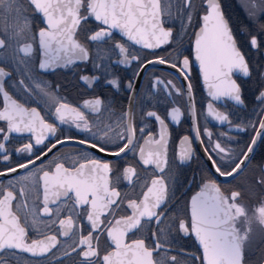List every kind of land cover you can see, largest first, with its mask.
Masks as SVG:
<instances>
[{
    "label": "snow or ice",
    "instance_id": "snow-or-ice-1",
    "mask_svg": "<svg viewBox=\"0 0 264 264\" xmlns=\"http://www.w3.org/2000/svg\"><path fill=\"white\" fill-rule=\"evenodd\" d=\"M204 4L202 25L195 34V61L213 101L224 98L242 105V89L233 74L250 77L253 67L241 51L219 0H204ZM29 10L33 15L28 14ZM193 13L194 0H0V97L3 99L0 122H4L0 126V162L11 159L5 143L10 141L11 134H30L28 142L14 149L16 153L26 154L27 159L0 170V177L25 170L6 186L0 184V264H7L5 253L16 255L9 250L48 259L50 264H64L73 256L77 264H178V255H169L174 231L185 236L194 234L202 248V257L192 258L201 264H250L247 251L252 247V225L258 223L264 232V200L249 215L241 203L245 199V185L241 183L225 191L215 174L231 178L225 183L244 175L257 140L264 139V108L260 111L261 118L250 125L255 135L239 155L220 139L213 140L207 128L201 130L196 126L197 139L207 136L212 145L211 149L205 147L204 152L214 173L201 178L202 187L190 201L189 221L171 215L168 207L172 177L166 120L170 117L179 124L182 112L173 107L162 117L152 110L155 104L149 107L157 91L168 96L172 95L169 89L178 95L183 92L172 80L160 77H153L149 92L143 96L136 90L135 81L148 64H167L182 73L185 80L190 79L192 62L179 49L175 50V60L156 57L144 61L134 54L132 46L158 49L180 41L193 23ZM36 15L41 17L43 26L34 30ZM91 21L95 22L94 26H89ZM176 24L179 31H174ZM114 30L126 41H117ZM260 35H264V25H260ZM247 43L257 51L264 48V40L258 35H250ZM115 50L120 58L114 63L131 67L136 62V70L125 85L129 92L128 106L114 123L111 121L116 114L112 106L100 97L84 101L83 107L97 114L90 121L79 107L54 99L47 82L40 79L48 71L67 68L77 61L91 63L102 75L109 73ZM255 70L261 81L256 99L264 105V71ZM100 79L99 75L80 76L89 87ZM105 83L120 88L118 77L106 79ZM159 85L163 88L158 89ZM191 90L189 83V111L194 112ZM37 96L47 97L46 103L51 100L56 104L51 122L37 107L30 106L29 102ZM138 109L142 121L154 118L159 124L158 134L146 131V124L137 127ZM207 109L209 116L232 126L229 115L218 111L211 102ZM105 119L109 122L104 123ZM59 125L73 126L87 136L61 138L57 134ZM235 127L244 130L239 124ZM66 143L121 159L129 153L135 156L138 151L137 163L144 169L151 166L153 174L141 179L132 164L119 172L117 181H127L134 191L140 188V196L132 198L118 191L111 179V162L87 153L70 164L61 159L46 167L43 157ZM200 143L204 144L203 139ZM181 144L184 147L179 161L183 163L192 159L194 150L189 136H184ZM37 161L41 164L37 165ZM33 168H38V173H33ZM260 171L255 185L264 188V167ZM30 176H36L37 182L28 183ZM33 189L37 192L35 199L31 197ZM146 226L151 231L147 237ZM30 230L36 238L29 237ZM58 237L68 238L71 243ZM259 259L264 260V249L260 250Z\"/></svg>",
    "mask_w": 264,
    "mask_h": 264
},
{
    "label": "flooded vegetation",
    "instance_id": "flooded-vegetation-1",
    "mask_svg": "<svg viewBox=\"0 0 264 264\" xmlns=\"http://www.w3.org/2000/svg\"><path fill=\"white\" fill-rule=\"evenodd\" d=\"M231 0H219L221 8L225 18L228 20L232 29L233 35L236 38L238 45L241 47V51L245 54L246 59L253 67V71L250 77H243L242 75H234L233 78L240 84L242 92V99L244 104L237 105L234 101L226 100L222 98L219 101H213L203 86L201 85L197 69L192 62L191 45L194 33L200 24V16L204 13V0H194V13L193 23L187 30L186 34H182V39L177 42H173L169 45H164L158 49H142L141 46L133 45L132 50L134 54L139 55L141 60H155L156 57H163L169 60H175L176 49H179L183 55L189 57L191 67L189 70L190 79L185 80L182 73L176 69L171 68L169 65H160L158 63L148 64L144 71L140 73L139 78L135 81L137 93L143 96L149 92L153 77H160L167 81L172 80L178 88H180L183 94H176L172 91V95L168 96L162 91H157L154 94V99L149 101V107L155 104V110L162 117L170 112L173 107H177L181 110L182 116L179 124H175L171 121L170 117L166 120L169 124L168 129V158L169 167L171 168V181L169 196L171 202L169 204L170 214L176 215L180 218H187L190 221L189 205L192 196L196 195L201 187L202 177L213 176L214 169L211 168V162L208 160L207 155L204 152V148L211 149L212 145L207 136H201L197 139L195 134L196 126H199L201 130L207 128L213 135L212 139H220L221 143L230 147L235 155H239L241 150H246V146L251 142L252 137L255 135V130L251 127L258 121L260 117L261 105L256 99L261 90L259 74L255 69L264 71V48L257 51L248 45L250 35H258L259 39L264 40V35H260V25H264V0H235L239 11L236 8L230 6ZM255 4V7H254ZM33 15L31 10L28 13ZM41 17L36 15L33 21V27L43 26L40 24ZM175 23V22H174ZM95 22L91 21L89 26H94ZM167 26V25H166ZM174 31H179V25L176 24ZM115 39L117 41L124 40L126 38L121 37L120 33L114 30ZM119 52L115 50L111 55V67L109 73L101 74L96 71L91 63H85L77 61L75 64L68 66L67 68H56L54 71H48L40 76V79L47 82L49 85V91L54 99H58L59 102H66L73 107H79L85 112L89 120L97 118V114L91 113L88 109L83 107L84 101L91 100L95 97H100L106 104L112 106V110L116 114L112 117L111 122H115L116 118L120 115L121 110L128 106V89L125 87L129 78L133 76L136 70V62H133L132 66H125L114 63L119 59ZM81 75H99L101 79L95 81L91 87L86 85L80 80ZM120 79V88H113L111 85L105 83L106 79H112L113 77ZM191 84V97L194 104V112L189 111V98L187 92L188 84ZM158 89H162L163 85L157 86ZM47 97L41 99L40 97H34L33 101H30V106L37 107V110L41 112V115L46 116L49 121L53 120L51 115L54 112L56 106L51 100L47 103ZM162 100L163 102H159ZM212 103L213 106L221 112L229 115V119L232 122V126L228 123L221 124L213 117L209 116L207 105ZM3 107V99L0 97V109ZM107 119L104 123H108ZM137 127L146 124V131H151L153 134H158L159 124L150 118L149 121L144 122L140 118L139 109L136 116ZM58 123V122H57ZM241 125L244 130H240L235 125ZM0 126H4V122H0ZM58 135L63 138L64 136H72L84 138L87 133H83L70 125H59ZM95 130V129H93ZM256 130H258V125ZM221 133H227V136H221ZM30 134H11L10 141L5 142L8 151L11 153V159L8 162H0V170H3L9 166H15L19 162H23L27 159L26 154H19L14 149L21 147L24 143L28 142ZM139 137V132H137ZM184 136H189L192 141V148L194 155L191 160L180 163L179 153L184 147L181 144V139ZM228 136L231 139H228ZM200 139H203L204 144L200 143ZM49 140H54V137H49ZM48 141H46L47 143ZM143 143V140H140ZM42 147V146H39ZM82 153H87L102 161H109L113 166V174L111 179L116 184L118 191L122 194H128L129 197L136 198L140 196V188L133 187L121 179L116 180V176L119 172H122L123 168L128 164H132L137 167L138 173L141 179L146 175L151 177L153 174L151 166L144 169L143 165L137 163L139 156L138 151L134 156L129 153L125 158H117L109 156L105 153H101L95 149H88L86 146H82L76 143H66L62 146H58L52 153H49L46 157H43V164L47 167L52 164L53 161H59L61 159L67 161L69 164L78 160ZM41 161H37V165H40ZM261 167H264V139H258L254 151L251 154V159L247 162L246 171L240 179L232 181L231 183H225V180H231V178L217 177V183L221 184L222 188L227 191L238 184L243 183L245 185V199L241 201L246 207L249 215L253 213L256 206L261 204L264 200V188L255 185V179L262 173ZM25 170H18L17 173H12L8 176L0 177V184L7 185L13 177L20 176ZM33 173H38V168L32 169ZM245 177L248 179L246 180ZM37 177L30 176L28 183H36ZM37 195L36 189H33L31 197L35 199ZM15 203V202H14ZM125 210L130 214V210ZM43 218V217H42ZM252 247L247 251V256L250 261L261 264L264 260H260V250L264 249V243H261V237L264 236L261 227L258 223L252 225ZM144 235L150 236L151 231L148 226L145 227ZM30 238H36V234L33 231H29ZM172 251L169 255H178V264H201L200 260H193V256L202 257V248L196 240L194 234L185 236L183 233L173 232ZM62 242L67 241L71 243L68 238L58 237ZM66 246V245H65ZM103 249V238L100 245ZM15 251L16 255L11 256L8 253L4 254V259L7 264H50V260L44 258L32 257L29 253H22L18 250ZM55 251V250H54ZM166 259L167 257H162ZM64 264H77L76 258L69 257L64 261Z\"/></svg>",
    "mask_w": 264,
    "mask_h": 264
},
{
    "label": "water",
    "instance_id": "water-1",
    "mask_svg": "<svg viewBox=\"0 0 264 264\" xmlns=\"http://www.w3.org/2000/svg\"><path fill=\"white\" fill-rule=\"evenodd\" d=\"M204 6L206 7V5L204 4ZM204 14V13H203ZM200 16V24L199 26L197 27L195 33H194V36H193V40H192V45H191V51H192V62H193V65L194 67L197 69V72H198V75H199V79H200V82H201V85L203 86L204 90L206 91V93L209 95V89L207 87V85L205 84L204 80H203V73L201 72L200 70V67H199V63L197 61H195V48H194V42H195V34L199 31V28L201 27L202 25V20H201V17L202 15ZM118 32V30H115ZM119 33V32H118ZM139 46V45H137ZM234 75H242L240 73H234ZM210 96V95H209ZM211 97V96H210ZM258 141V140H257ZM255 148V147H254ZM261 264H264V261L261 263Z\"/></svg>",
    "mask_w": 264,
    "mask_h": 264
},
{
    "label": "trees",
    "instance_id": "trees-1",
    "mask_svg": "<svg viewBox=\"0 0 264 264\" xmlns=\"http://www.w3.org/2000/svg\"><path fill=\"white\" fill-rule=\"evenodd\" d=\"M230 6L233 7V8H236V9L239 11L238 6H237V4L235 3V0H231V1H230Z\"/></svg>",
    "mask_w": 264,
    "mask_h": 264
}]
</instances>
